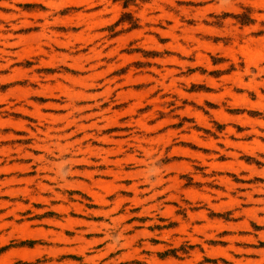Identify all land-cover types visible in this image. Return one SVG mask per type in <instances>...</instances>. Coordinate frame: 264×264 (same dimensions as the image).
<instances>
[{
  "label": "rangeland",
  "instance_id": "rangeland-1",
  "mask_svg": "<svg viewBox=\"0 0 264 264\" xmlns=\"http://www.w3.org/2000/svg\"><path fill=\"white\" fill-rule=\"evenodd\" d=\"M0 264H264V0H0Z\"/></svg>",
  "mask_w": 264,
  "mask_h": 264
},
{
  "label": "trees",
  "instance_id": "trees-1",
  "mask_svg": "<svg viewBox=\"0 0 264 264\" xmlns=\"http://www.w3.org/2000/svg\"><path fill=\"white\" fill-rule=\"evenodd\" d=\"M124 6H126V5H124ZM237 18L242 25H248L250 23H253V20L249 17L248 14L239 15V16H237Z\"/></svg>",
  "mask_w": 264,
  "mask_h": 264
}]
</instances>
